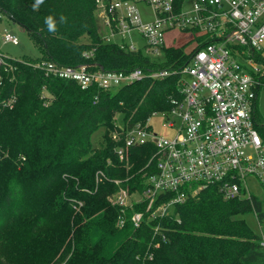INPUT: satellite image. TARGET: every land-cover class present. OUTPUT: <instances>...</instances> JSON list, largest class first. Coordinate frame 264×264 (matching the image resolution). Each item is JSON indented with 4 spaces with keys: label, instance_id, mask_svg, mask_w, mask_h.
Returning a JSON list of instances; mask_svg holds the SVG:
<instances>
[{
    "label": "trees",
    "instance_id": "trees-1",
    "mask_svg": "<svg viewBox=\"0 0 264 264\" xmlns=\"http://www.w3.org/2000/svg\"><path fill=\"white\" fill-rule=\"evenodd\" d=\"M34 5L36 0H0V20L7 15L19 23L41 52L36 59L0 52V264H264L263 237L240 217L255 211L263 222V201L254 195L226 199L210 186L179 204L178 216L145 218L138 228L117 225L120 209L109 200L119 188L114 180L140 188L155 152L153 144L136 146L121 162L112 139L117 115L133 127L169 110L194 51L189 43L167 47L158 61L105 41L96 0ZM48 17L55 31H49ZM43 60L171 74L147 75L116 90L83 89L74 80L47 76L35 66ZM257 99L254 119L264 138ZM100 128L103 140L95 147ZM98 171L105 174L99 180Z\"/></svg>",
    "mask_w": 264,
    "mask_h": 264
},
{
    "label": "built area",
    "instance_id": "built-area-1",
    "mask_svg": "<svg viewBox=\"0 0 264 264\" xmlns=\"http://www.w3.org/2000/svg\"><path fill=\"white\" fill-rule=\"evenodd\" d=\"M140 2L151 7L153 21H142ZM95 12L105 41L141 50L154 60L165 59L167 47L181 46L180 34H186L188 42L193 40L190 62L180 72L179 97L172 99L169 110L152 114L169 119L163 126L175 129V134L159 136L150 124L152 116L145 124L118 126L112 133L123 163L133 147L153 144L155 148L148 163L151 170L144 174L140 188L131 190L120 185L121 179L114 180L119 188L109 200L120 209L117 225L130 222L138 228L145 218L178 216L179 204L210 186L226 199L250 198L249 178L264 182V138L253 112L264 84V65L259 61L264 0H96ZM136 34L144 40L142 47L132 40ZM3 40L19 43L6 30ZM35 66L47 76L74 80L83 89H115L147 75L156 79L171 74L168 69L110 71L95 63L63 65L45 60ZM102 176L104 172L98 171L97 179ZM155 229L159 231L158 226ZM161 236L165 240V234Z\"/></svg>",
    "mask_w": 264,
    "mask_h": 264
},
{
    "label": "rangeland",
    "instance_id": "rangeland-1",
    "mask_svg": "<svg viewBox=\"0 0 264 264\" xmlns=\"http://www.w3.org/2000/svg\"><path fill=\"white\" fill-rule=\"evenodd\" d=\"M138 7L140 10L142 21L144 23H149L154 20V13L149 5H147L145 2H140ZM5 30L16 35L19 40V43L14 44L11 42H5L3 40V33ZM178 39L181 45H184L186 43L192 45V43L187 41L186 34H180ZM132 40L134 44L138 47H142L144 45V40L138 34L134 35ZM191 50L192 49H189V51ZM0 52L17 59H21V58L23 59L25 57L36 59L41 55V52L38 49L35 41L31 37L30 33L26 29H24L19 23L15 22L7 15H3L0 20ZM261 55L264 58V44H263V50L261 51ZM262 76H263L262 80L264 82V69L262 72ZM184 78L189 79V76L185 74ZM116 89L117 88H115V90ZM257 113L259 114L260 118L264 119V84L260 90L257 99ZM168 120L169 119H167L162 114H155L154 116H152L150 118V124L153 128V131L156 132L159 136H164V137L173 136L175 134V129L163 126V123L167 122ZM116 122L120 128L126 127L125 117L122 113H119L117 115ZM103 131H104L103 128H100L94 133L93 143L95 147H99L101 145L103 140ZM248 187L252 195L260 198L263 201V211H264V182H261L256 177H251L248 180ZM240 217L247 222V224L253 229V231H255L264 239V220L261 223L258 220L255 211L248 212L246 214L241 215Z\"/></svg>",
    "mask_w": 264,
    "mask_h": 264
},
{
    "label": "clouds",
    "instance_id": "clouds-1",
    "mask_svg": "<svg viewBox=\"0 0 264 264\" xmlns=\"http://www.w3.org/2000/svg\"><path fill=\"white\" fill-rule=\"evenodd\" d=\"M42 2L43 0H36V5H34V8L37 7ZM61 19L63 20V17H61ZM46 24L48 26L49 31H55V24L53 22L52 17L46 18Z\"/></svg>",
    "mask_w": 264,
    "mask_h": 264
}]
</instances>
